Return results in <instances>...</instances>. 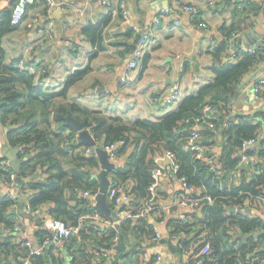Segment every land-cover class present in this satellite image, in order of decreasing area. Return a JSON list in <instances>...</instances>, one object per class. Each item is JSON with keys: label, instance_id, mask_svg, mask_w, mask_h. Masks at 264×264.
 Returning a JSON list of instances; mask_svg holds the SVG:
<instances>
[{"label": "clouds", "instance_id": "1", "mask_svg": "<svg viewBox=\"0 0 264 264\" xmlns=\"http://www.w3.org/2000/svg\"><path fill=\"white\" fill-rule=\"evenodd\" d=\"M0 264H264V0H0Z\"/></svg>", "mask_w": 264, "mask_h": 264}]
</instances>
